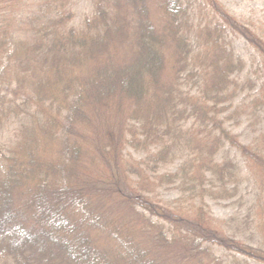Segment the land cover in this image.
I'll return each mask as SVG.
<instances>
[{
  "label": "trees",
  "instance_id": "1",
  "mask_svg": "<svg viewBox=\"0 0 264 264\" xmlns=\"http://www.w3.org/2000/svg\"><path fill=\"white\" fill-rule=\"evenodd\" d=\"M194 1L92 0L77 27L72 0H37L30 23L0 22V134L19 132L0 145V264H230L217 250L264 264V244L222 228L264 234V148L209 115L244 64L227 35L263 62L264 40L217 0L194 22ZM185 72L201 91L185 89ZM183 138L191 150L175 155ZM245 181L246 217H212L207 197L235 199ZM164 183L178 184L175 204L148 198Z\"/></svg>",
  "mask_w": 264,
  "mask_h": 264
},
{
  "label": "rangeland",
  "instance_id": "2",
  "mask_svg": "<svg viewBox=\"0 0 264 264\" xmlns=\"http://www.w3.org/2000/svg\"><path fill=\"white\" fill-rule=\"evenodd\" d=\"M74 3L71 6L73 10V21L72 24L80 27L83 17L90 13L91 1L92 0H72ZM209 1V0H207ZM221 7H224L228 12L235 17L239 22L244 23L249 29H251L259 38L264 40V0H217ZM194 4L199 6L196 8V21L202 20L204 22L207 20L209 15L208 6L206 1L197 0L194 1ZM38 6L37 0H0V22L1 23H10L11 19L14 23L12 26V31L15 30V27H19L18 21L23 20L30 23V18L26 16L28 12L33 9L36 10ZM16 16V17H13ZM159 14L155 12V20L159 21ZM21 27V26H20ZM199 27V25H198ZM200 28V27H199ZM33 29V28H32ZM26 30L30 33H33L29 30V27ZM17 33V32H16ZM18 34V33H17ZM19 35V39L26 38V33L22 31ZM31 37V35H30ZM257 38V39H259ZM29 39V37H28ZM228 42L231 46L238 52V55L244 61L243 67L239 72H236L232 78L234 79L233 83L227 85L226 93L224 98H219V102L215 106V112L219 114H209L212 120L213 129L217 132L229 130L232 136L238 137L241 143L252 144L253 146L259 145L260 148H264V136L261 133L264 132V102L261 103L258 98L261 94V86L264 82V62L262 61L259 53L255 52L253 47L246 42L242 37L234 36L233 34L227 35ZM256 39V38H255ZM261 39H259L261 41ZM18 40V42L20 41ZM30 40V39H29ZM28 40V41H29ZM180 79L186 83L185 89L192 92H198L203 89L204 83L202 79H197L193 77L192 74L188 72L181 73ZM17 83L13 82L12 88L16 89ZM27 90V89H26ZM24 89V93L26 91ZM26 94V93H25ZM193 97L189 95L190 99L193 100V103L199 100L198 95ZM9 97L14 98L13 95ZM188 97V98H189ZM192 108V107H191ZM209 110V109H206ZM22 115H20L21 118ZM214 118L217 120L216 123ZM192 124L195 127H202V125L207 122L203 115H197L196 118L191 119ZM29 124V122H27ZM194 127V128H195ZM190 130V121L186 125V131ZM18 130L14 129L13 126H9L5 131L0 134V145L2 143L8 142L9 139L17 137ZM177 149V148H176ZM191 150V147L188 143L185 142V139L178 140V149L176 150L175 155L183 156L187 155ZM45 151V150H44ZM44 151L42 153H44ZM129 151H131L129 149ZM134 154V153H133ZM191 156V155H188ZM232 158H237L244 160L241 154L237 151V154L232 151L230 153ZM127 157V156H126ZM240 161V160H239ZM241 162V161H240ZM244 172H247V176L255 173V169L251 163L242 164ZM135 188H137V183H140V180L136 179ZM148 182H152L154 178H146ZM147 185L146 182H143ZM166 184V183H164ZM166 184L161 188H157L153 193L149 194L148 198H151L152 201H159L161 204H175V199L180 197L178 184ZM252 185L248 182H244L236 194L235 199L229 198L228 200H222L220 198L213 199L207 197V202H209V214L215 219H228L234 217L235 221H239L246 217V214L249 213L250 205L253 202L252 193L254 192L253 188L250 190ZM249 193V194H248ZM232 199V200H231ZM258 212V208H255ZM261 212V211H260ZM254 221L261 218V214L257 218V214L253 215L250 213V219ZM231 221V219H230ZM234 221V220H233ZM236 223V222H235ZM245 223V222H243ZM240 224L239 229L236 230L235 226H222L223 229L230 235L235 234V236L247 243L255 245V243L264 244V234L252 230L245 224ZM257 246V245H255ZM173 251V250H172ZM217 256L228 259L230 264H234L233 257L226 255L225 251L217 250ZM242 260H246L240 256H237ZM233 261V262H232ZM241 264V263H235ZM243 264H261L258 262L247 261Z\"/></svg>",
  "mask_w": 264,
  "mask_h": 264
}]
</instances>
